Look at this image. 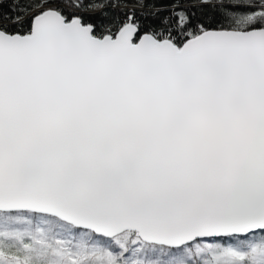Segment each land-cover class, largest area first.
<instances>
[{
  "label": "snow or ice",
  "instance_id": "snow-or-ice-1",
  "mask_svg": "<svg viewBox=\"0 0 264 264\" xmlns=\"http://www.w3.org/2000/svg\"><path fill=\"white\" fill-rule=\"evenodd\" d=\"M0 264H264V0H0Z\"/></svg>",
  "mask_w": 264,
  "mask_h": 264
}]
</instances>
